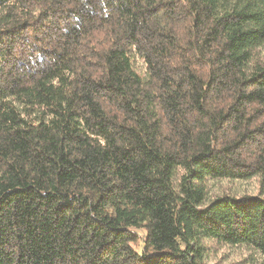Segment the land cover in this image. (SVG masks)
Instances as JSON below:
<instances>
[{"label": "trees", "instance_id": "16d2710c", "mask_svg": "<svg viewBox=\"0 0 264 264\" xmlns=\"http://www.w3.org/2000/svg\"><path fill=\"white\" fill-rule=\"evenodd\" d=\"M223 247L264 264V0H0V264Z\"/></svg>", "mask_w": 264, "mask_h": 264}, {"label": "rangeland", "instance_id": "374dc122", "mask_svg": "<svg viewBox=\"0 0 264 264\" xmlns=\"http://www.w3.org/2000/svg\"><path fill=\"white\" fill-rule=\"evenodd\" d=\"M141 69L140 63L137 64ZM253 187V183H249L248 189ZM243 188V186L241 187ZM241 252L240 250L233 248H219L213 256H211L210 264H241L240 262Z\"/></svg>", "mask_w": 264, "mask_h": 264}]
</instances>
